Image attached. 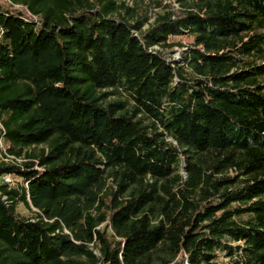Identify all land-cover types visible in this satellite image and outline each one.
Returning a JSON list of instances; mask_svg holds the SVG:
<instances>
[{"label": "trees", "instance_id": "obj_1", "mask_svg": "<svg viewBox=\"0 0 264 264\" xmlns=\"http://www.w3.org/2000/svg\"><path fill=\"white\" fill-rule=\"evenodd\" d=\"M166 1L0 0V264H264V0Z\"/></svg>", "mask_w": 264, "mask_h": 264}, {"label": "rangeland", "instance_id": "obj_2", "mask_svg": "<svg viewBox=\"0 0 264 264\" xmlns=\"http://www.w3.org/2000/svg\"><path fill=\"white\" fill-rule=\"evenodd\" d=\"M118 1H125L127 5L134 7V8H138L139 11L138 13H141L142 16L145 15V13L148 11V16L152 17L150 21L154 20V18L156 17L157 14V9L156 6L153 4H150L149 0H118ZM173 2V1H172ZM177 3V2H176ZM168 4L171 5V8L175 11H178L180 8V5L175 6L174 4H172L171 2H168ZM155 6V7H154ZM164 7H161L159 11H163ZM147 28V26L145 27ZM173 42H177V43H182V45H184V47L190 43H192L193 39L192 37L189 36H180V37H175L172 40ZM184 47L182 46H175L174 49H172L173 51L169 54H167L168 58L176 60V62L181 60V57L183 55V51H184ZM43 146H40L39 148L34 149L35 151H38L40 148H42ZM17 212L27 218H33L35 217V209H30L28 206H26L24 203L20 202L17 205ZM96 253L99 254V252L96 250ZM219 261H221L222 264H227L230 261V258L226 256V254L224 252H220L219 253Z\"/></svg>", "mask_w": 264, "mask_h": 264}, {"label": "built area", "instance_id": "obj_3", "mask_svg": "<svg viewBox=\"0 0 264 264\" xmlns=\"http://www.w3.org/2000/svg\"><path fill=\"white\" fill-rule=\"evenodd\" d=\"M166 2L167 3L171 2L172 4H174L177 7L179 5L178 3H176L175 0H167ZM153 49L159 50L160 48H159V46H154ZM0 126H2L1 121H0ZM8 147H9V144L6 143L4 137H1L0 138V159L1 160L6 161L8 163L16 164V165H23L28 160L27 158H25V156H18L15 154H10L8 152ZM0 183L1 184H7L10 188H19L20 185H25L27 189L29 188L28 183L23 182V178H21L17 174H5V175L1 176L0 177ZM0 196L2 197L3 200H5L7 202V198H8L7 195L3 194L0 191Z\"/></svg>", "mask_w": 264, "mask_h": 264}]
</instances>
